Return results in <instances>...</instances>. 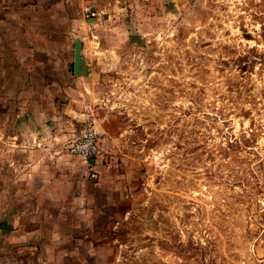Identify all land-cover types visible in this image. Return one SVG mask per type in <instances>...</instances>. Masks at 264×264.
Listing matches in <instances>:
<instances>
[{
    "label": "rangeland",
    "instance_id": "374dc122",
    "mask_svg": "<svg viewBox=\"0 0 264 264\" xmlns=\"http://www.w3.org/2000/svg\"><path fill=\"white\" fill-rule=\"evenodd\" d=\"M126 6L76 32L106 65L83 112L108 114L99 127L115 116L127 157L116 164L103 147L102 175L121 163L112 177L126 176L109 178L100 212L58 229L67 254L264 264V0H152L146 15Z\"/></svg>",
    "mask_w": 264,
    "mask_h": 264
},
{
    "label": "crops",
    "instance_id": "0c3cea01",
    "mask_svg": "<svg viewBox=\"0 0 264 264\" xmlns=\"http://www.w3.org/2000/svg\"><path fill=\"white\" fill-rule=\"evenodd\" d=\"M151 2L0 0V223L14 227L0 230V264H79L67 254L69 237L58 229L79 227L87 213L100 212L99 197L108 202L116 188L109 178L123 182L126 174L112 177L123 173L120 163L90 182L87 164L67 149L90 117L82 99L106 79V65L89 58L84 43L87 68L75 79L77 28L86 29L87 8L104 19L128 4L144 5L146 15ZM114 117L97 131L117 164L127 155L117 145Z\"/></svg>",
    "mask_w": 264,
    "mask_h": 264
},
{
    "label": "built area",
    "instance_id": "2783aa9c",
    "mask_svg": "<svg viewBox=\"0 0 264 264\" xmlns=\"http://www.w3.org/2000/svg\"><path fill=\"white\" fill-rule=\"evenodd\" d=\"M93 18L100 19L101 17L97 12L89 8L83 11V19L85 21ZM108 116L106 114L102 117H97L92 113L88 119L84 120L86 125L81 130L80 135L67 147L71 155L78 157L87 164L90 170L89 177L93 181L100 179L102 169L105 166L104 143L98 135L97 128ZM90 160H93L92 164L89 162Z\"/></svg>",
    "mask_w": 264,
    "mask_h": 264
},
{
    "label": "water",
    "instance_id": "95a60500",
    "mask_svg": "<svg viewBox=\"0 0 264 264\" xmlns=\"http://www.w3.org/2000/svg\"><path fill=\"white\" fill-rule=\"evenodd\" d=\"M86 22L91 25H96V24H99L100 19L93 18V19L86 20ZM82 51H83V42L81 41V39L77 38L75 39V46H74V76H75V79H80L84 75L86 68H87L86 60L84 59L82 55ZM89 162L92 164L93 160H90ZM0 230L13 231L14 227L11 225H8L5 221H2L0 223Z\"/></svg>",
    "mask_w": 264,
    "mask_h": 264
}]
</instances>
